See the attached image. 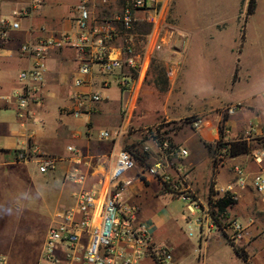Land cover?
<instances>
[{"label": "crops", "instance_id": "crops-1", "mask_svg": "<svg viewBox=\"0 0 264 264\" xmlns=\"http://www.w3.org/2000/svg\"><path fill=\"white\" fill-rule=\"evenodd\" d=\"M91 1L96 19L119 8L117 0ZM248 1L162 0L158 49L148 38L152 25L139 13L135 26L145 25L147 30L139 35L132 31L129 36L135 52L146 54L139 74L127 66L103 73L100 62L93 60L85 82L75 85L80 64L76 49H49L42 100L19 109L10 96L21 87L18 73L31 65V58L21 53L20 46L74 31L79 0H0V19L18 22L17 28L0 27V244L9 234L3 233L5 222L14 220L10 206L5 205L31 198L34 178L39 177L42 190L66 194L69 204L73 203L81 185L68 180L65 173L80 170L86 174L85 187L97 186L112 165V151L122 148L135 161L128 173L133 178L125 194L128 202L137 206L142 195L180 200L157 176L147 172L156 167L175 179L180 168L203 205L226 219H237L246 231L245 237L235 242L224 233L201 236L195 221L200 213H191L185 206L197 229L196 234L188 233L195 240L192 243L178 236L170 214L140 212L138 220L149 226L153 245L166 246L182 264H224L222 258L227 254L231 264H264V192L252 183L253 175H264V0H254L253 11L246 14ZM124 38L114 39L111 57H124ZM122 75L132 78L129 89L119 85ZM95 91L101 94L99 101L86 98ZM77 94L86 96L80 115L74 116ZM127 101L132 107L124 117ZM232 105H237L235 113L224 114L223 109ZM193 116L202 117L207 124L194 130L189 122ZM220 123L230 131L227 141H246L249 152L228 156L225 148L216 149ZM122 124L124 132L118 138L99 137L101 130L114 134ZM251 126L255 130L247 135ZM60 138L68 141L64 149H59ZM163 140L176 149L185 148L187 156L166 154ZM21 149L31 158L38 154L57 156V168L40 173L32 159L14 161L13 153ZM221 149L226 155L216 161ZM236 167L243 169V185L237 183ZM227 185L232 186L233 202L220 210L219 201L228 196L216 190ZM86 242L84 235L81 244ZM234 247L245 253L246 260ZM7 251L0 247V254L10 264ZM137 264L156 263L146 257Z\"/></svg>", "mask_w": 264, "mask_h": 264}, {"label": "built area", "instance_id": "built-area-1", "mask_svg": "<svg viewBox=\"0 0 264 264\" xmlns=\"http://www.w3.org/2000/svg\"><path fill=\"white\" fill-rule=\"evenodd\" d=\"M108 3L109 0H100ZM118 11L110 16L96 19L92 16L91 0H79L77 5L76 28L58 36L41 37L34 42H26L20 46V51L31 58V65L21 70L18 75L20 89L11 98L19 109H25L30 104L40 103L42 100L44 77L47 70L46 56L49 49H57L65 46L73 47L78 53L80 64L74 79L75 85H82L85 76L90 72V64L97 60L101 64L103 73L112 72L123 66L134 69L138 74L144 68L146 54L135 52L130 39V34L141 19L152 25V31L148 34L153 48L158 49V28L162 19V0H117ZM115 2V3H117ZM9 25L17 28V21L0 19V27ZM124 36V57H111L109 51L114 39ZM132 78L122 75L118 82L122 88L127 89ZM130 88V87H129ZM128 88V89H129ZM86 95L77 94L76 108L72 111L74 116H79L80 107ZM9 97V96H8ZM9 97V98H10ZM91 101H99L102 97L98 91L86 96ZM132 107V102L127 101L123 108V116L127 117ZM237 105L227 106L223 113L230 115L235 113ZM194 130H199L207 124L200 116L189 119ZM220 136L217 144L227 143L230 131L224 124L219 125ZM254 127L247 130V135L254 132ZM264 132V127L262 128ZM124 132V125L111 133L101 130L99 137L102 139L118 138ZM163 150L168 155H176L179 158L187 156L185 148H174L167 140L161 142ZM75 152L73 147H68ZM144 147V150H147ZM225 152L219 150L215 160H222ZM112 165L105 172L97 186L90 188L83 184L86 174L77 169H70L65 177L80 186L75 193V203L58 213L56 219L48 227L42 244L40 259L37 264H137L142 259L149 257L156 264H182L175 259L172 252L166 246L153 245L151 230L146 223L138 220V207L127 201L126 191L132 182V177L125 176L135 167V161L126 149L113 150L111 153ZM14 161H35L40 173L53 172L58 165L59 158L50 154H38L31 158V154L25 150H17L13 153ZM259 160L258 157H255ZM238 185H243L246 177L243 169L234 168ZM147 172L157 176L166 189L176 194L186 203V209L193 213L199 226L201 236L218 232L227 235L230 242L238 241L246 235L245 227L237 219H226L219 213H213L209 206L203 205L195 195L190 185L186 182V172L178 169V175L173 179L170 175L158 172L156 167H149ZM144 176V174H143ZM252 183L257 191L264 192V175L257 173L252 177ZM217 192L233 198L232 186L218 188ZM87 236L85 245L81 244L82 237ZM0 264H6L5 256L0 254Z\"/></svg>", "mask_w": 264, "mask_h": 264}, {"label": "rangeland", "instance_id": "rangeland-1", "mask_svg": "<svg viewBox=\"0 0 264 264\" xmlns=\"http://www.w3.org/2000/svg\"><path fill=\"white\" fill-rule=\"evenodd\" d=\"M105 13L103 12V14ZM144 30H147L145 25H137L134 27L133 32L139 35ZM122 41L124 43V40ZM139 49L140 47H137V50ZM112 93L114 94V92ZM67 142L66 138H60L58 141L59 149H64ZM128 173L129 171L125 176H128ZM38 178H34L35 183L31 182V198L24 202L15 201L11 205H5L6 207L10 206L13 212L11 216L14 220L5 222L2 230L4 234L6 231L9 234L4 236V243L3 245L0 244V247L8 250L7 252L11 254L10 264H35L36 261L38 262L44 241L43 237H45L46 231L53 220L56 219V213L71 207L75 203L74 199L73 203L69 204L70 197L66 194H59L49 188L42 190L41 180ZM185 205V202L176 198H151L149 195H142L140 203H137L138 215L140 212L143 215L166 212L175 219L178 236L195 243L193 238L188 237V233L193 232L196 234L197 229L193 224L192 217L185 209ZM4 212H7L6 209H4ZM169 240H173V238L170 236ZM227 255L222 258V261L224 264H231L232 260ZM231 255L234 256L232 251Z\"/></svg>", "mask_w": 264, "mask_h": 264}, {"label": "trees", "instance_id": "trees-1", "mask_svg": "<svg viewBox=\"0 0 264 264\" xmlns=\"http://www.w3.org/2000/svg\"><path fill=\"white\" fill-rule=\"evenodd\" d=\"M253 8H254V0H249L248 5H247L246 14H250L253 11ZM215 148L216 149L225 148L226 154L228 156H234L237 154L247 153L250 150V147L246 141H230V142L223 143V144H217ZM232 202L233 200L230 197L222 198L218 204L219 209L220 210L223 209L226 205ZM234 249L243 260H246V255L240 248L234 247Z\"/></svg>", "mask_w": 264, "mask_h": 264}]
</instances>
